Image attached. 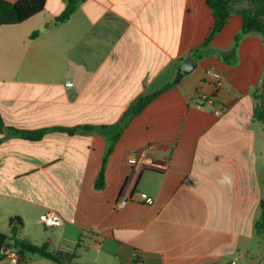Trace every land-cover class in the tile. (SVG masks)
Wrapping results in <instances>:
<instances>
[{
    "label": "crops",
    "instance_id": "0c3cea01",
    "mask_svg": "<svg viewBox=\"0 0 264 264\" xmlns=\"http://www.w3.org/2000/svg\"><path fill=\"white\" fill-rule=\"evenodd\" d=\"M208 1L84 0L62 23L67 0H46L24 23L0 27V119L49 129L39 141L0 133V234L77 255L70 264H264V124L254 117L264 40L252 32L231 52L238 4L200 50L216 22ZM188 57L198 66L177 80ZM210 68L223 75L219 87ZM102 126L121 136L97 189L108 139L59 129ZM49 210L62 226L41 224Z\"/></svg>",
    "mask_w": 264,
    "mask_h": 264
},
{
    "label": "trees",
    "instance_id": "16d2710c",
    "mask_svg": "<svg viewBox=\"0 0 264 264\" xmlns=\"http://www.w3.org/2000/svg\"><path fill=\"white\" fill-rule=\"evenodd\" d=\"M82 1L84 0H67L66 8L64 12L58 17V21L62 23L67 22L71 15L77 10L79 4ZM238 4L244 5L238 12L243 19V25L240 33L235 39L231 52L234 53L239 47L240 42L252 32L260 33L264 40V0H209L208 5L213 11L216 22L210 36L200 50H203L209 46L214 37L227 24L231 14ZM45 5L46 0H17L16 2L0 0V27L6 25L22 24L33 16L42 12L45 8ZM36 35L37 32L33 33L32 37H35ZM200 50L194 52L193 56L201 59V56L199 55ZM160 93L161 91H158L147 97L139 99L129 109L125 122L128 121L129 118L141 113L145 107ZM258 93V95H255L257 105L255 107L254 117L264 124V80L261 90L258 91ZM81 129L100 132L109 141V146L104 157L103 166L96 182V188L102 189L105 184V169L108 158L113 151L115 143L121 136L120 127H79L74 129L59 130L74 133ZM48 130L49 129L38 131L21 130L6 126L5 123L0 119V133L6 131L10 135H19L31 141L41 140ZM261 209L262 214L260 220L257 222L258 233H261L264 230V200L261 203ZM11 224H20V219L17 217L12 218ZM13 234H16V232H13ZM8 239L14 241V243L20 248L21 254L24 257V262H26V254L38 255L57 264H70V261L78 258V256L75 254L70 255L52 250L48 243L37 245L28 240L19 239L15 235L8 237L0 234V248L6 243Z\"/></svg>",
    "mask_w": 264,
    "mask_h": 264
},
{
    "label": "built area",
    "instance_id": "2783aa9c",
    "mask_svg": "<svg viewBox=\"0 0 264 264\" xmlns=\"http://www.w3.org/2000/svg\"><path fill=\"white\" fill-rule=\"evenodd\" d=\"M207 74L212 78L213 82L215 83L216 87H219L223 82V75L219 71L215 69H208ZM199 99H205L203 94H198ZM134 155H132V159H134ZM132 199H137L139 201H143L148 204H152L153 200L151 197L138 194L134 195ZM128 199H121L117 203L118 208H123L128 203ZM40 222L41 224L48 228V229H54L58 228L63 225L64 221L61 215L54 211L49 210L45 213H43L40 216ZM24 262V257L21 254L20 248L14 243V241H9L8 243H5L0 248V264H22Z\"/></svg>",
    "mask_w": 264,
    "mask_h": 264
},
{
    "label": "water",
    "instance_id": "95a60500",
    "mask_svg": "<svg viewBox=\"0 0 264 264\" xmlns=\"http://www.w3.org/2000/svg\"><path fill=\"white\" fill-rule=\"evenodd\" d=\"M198 64L197 62L192 58L188 57L180 66L178 72H177V80L182 79L183 77L191 74L196 68Z\"/></svg>",
    "mask_w": 264,
    "mask_h": 264
},
{
    "label": "rangeland",
    "instance_id": "374dc122",
    "mask_svg": "<svg viewBox=\"0 0 264 264\" xmlns=\"http://www.w3.org/2000/svg\"><path fill=\"white\" fill-rule=\"evenodd\" d=\"M40 30H41V29H40ZM33 259H38V258H34V257H33L32 260H33Z\"/></svg>",
    "mask_w": 264,
    "mask_h": 264
}]
</instances>
